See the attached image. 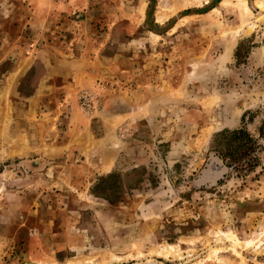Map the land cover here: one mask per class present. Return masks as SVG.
Listing matches in <instances>:
<instances>
[{
    "label": "rangeland",
    "instance_id": "obj_1",
    "mask_svg": "<svg viewBox=\"0 0 264 264\" xmlns=\"http://www.w3.org/2000/svg\"><path fill=\"white\" fill-rule=\"evenodd\" d=\"M0 264H264V0H0Z\"/></svg>",
    "mask_w": 264,
    "mask_h": 264
},
{
    "label": "trees",
    "instance_id": "obj_2",
    "mask_svg": "<svg viewBox=\"0 0 264 264\" xmlns=\"http://www.w3.org/2000/svg\"><path fill=\"white\" fill-rule=\"evenodd\" d=\"M220 149L218 153L222 158L227 159L229 162L238 161L242 159L243 155L252 153L255 151V143L251 137L245 134L243 131H233L222 134ZM231 160V161H230Z\"/></svg>",
    "mask_w": 264,
    "mask_h": 264
},
{
    "label": "bare ground",
    "instance_id": "obj_3",
    "mask_svg": "<svg viewBox=\"0 0 264 264\" xmlns=\"http://www.w3.org/2000/svg\"><path fill=\"white\" fill-rule=\"evenodd\" d=\"M244 4V3H243ZM245 5V4H244Z\"/></svg>",
    "mask_w": 264,
    "mask_h": 264
}]
</instances>
